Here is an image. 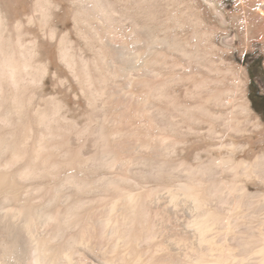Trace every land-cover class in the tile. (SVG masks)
Instances as JSON below:
<instances>
[{
	"label": "bare ground",
	"instance_id": "6f19581e",
	"mask_svg": "<svg viewBox=\"0 0 264 264\" xmlns=\"http://www.w3.org/2000/svg\"><path fill=\"white\" fill-rule=\"evenodd\" d=\"M21 2L0 4V264H264V124L197 0ZM240 3L264 46V0Z\"/></svg>",
	"mask_w": 264,
	"mask_h": 264
},
{
	"label": "rangeland",
	"instance_id": "374dc122",
	"mask_svg": "<svg viewBox=\"0 0 264 264\" xmlns=\"http://www.w3.org/2000/svg\"><path fill=\"white\" fill-rule=\"evenodd\" d=\"M213 1L217 4V8H216L217 12L213 11L205 2L201 0H197L198 6L202 11L205 20L209 22L211 26H214V28L216 29V34L213 38V43L216 47L217 56L223 60L224 65L233 68L232 69L233 72L230 71L226 74L229 79L232 78L231 72L235 73L237 76L242 78V80L244 81V88L247 93V97L250 101V106L253 110V117H259L261 119V122L264 124V112L258 111L252 103L253 96H255L257 99H260V95H264V46L261 40L259 39V37L256 36L254 37L252 34L246 31L247 21L244 20L245 18L243 17L242 14L244 8H243V4L240 3V0H213ZM20 2L21 0H0V4L5 8V10H7L13 15L19 9V6L22 4V2L21 4ZM218 11L223 13L224 17H222V15L219 14ZM258 59H260L261 73L253 77V75L250 74V70L248 66L250 64L248 63H251L252 61H257ZM250 83L253 84L252 87L250 86ZM166 108L172 110L168 106H166ZM191 125H193L194 129H198L202 131L203 132L201 134L202 136H205V134L207 133L208 124L192 123ZM198 138L199 137L196 133L188 132L186 135V139H187V143L188 141L189 143L180 146V149L184 147L183 149L185 151L188 150L187 148L189 147H187V145H189L192 142H195L196 140H198ZM259 140L260 137L255 138V141H259ZM170 141H171V137L168 136V138L165 141V144H169ZM154 142H151V145ZM160 144L162 143L156 141L155 146L156 145L157 146L155 147V149L158 146H160ZM204 148H205V144L199 147L197 146L196 148H193L191 151H194L195 149V151H199V154L202 157H205ZM152 154L154 155V151L152 150V147H150V156ZM188 162L189 163L191 162L192 164L193 163L196 164L192 158H190ZM170 209L169 206L163 207L161 211L158 212L159 214L157 213L158 214L157 216L159 217L157 218L158 220H160L163 228L164 227L169 228V226L171 227L176 225L175 224L176 221H178L177 224H179V221H181L182 223L185 222L186 219H188L187 215L185 216V213L188 209L187 203L186 204L183 202L178 203L176 206H171ZM183 210L185 211L182 212ZM263 212L264 209H261L259 212L260 217L264 215ZM171 213H173V215ZM167 219L170 224L168 223Z\"/></svg>",
	"mask_w": 264,
	"mask_h": 264
},
{
	"label": "flooded vegetation",
	"instance_id": "af4514ba",
	"mask_svg": "<svg viewBox=\"0 0 264 264\" xmlns=\"http://www.w3.org/2000/svg\"><path fill=\"white\" fill-rule=\"evenodd\" d=\"M250 74L254 77L261 73V67L260 64H258L256 61H252L251 63H248ZM255 107L260 112H264V104L262 103L261 99H257L255 96H253Z\"/></svg>",
	"mask_w": 264,
	"mask_h": 264
},
{
	"label": "trees",
	"instance_id": "16d2710c",
	"mask_svg": "<svg viewBox=\"0 0 264 264\" xmlns=\"http://www.w3.org/2000/svg\"><path fill=\"white\" fill-rule=\"evenodd\" d=\"M256 62H257L258 64H260V59H258ZM253 77H254V76H253ZM250 86L252 87L253 84L250 83ZM250 96H251V95H250ZM260 99L262 100V103L264 104V95H260ZM252 103H253V105L255 106L253 97H252ZM256 109H257V108H256ZM257 110H258V109H257Z\"/></svg>",
	"mask_w": 264,
	"mask_h": 264
}]
</instances>
